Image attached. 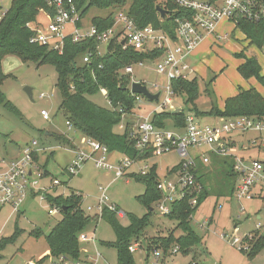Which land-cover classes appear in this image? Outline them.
<instances>
[{"label": "rangeland", "instance_id": "obj_1", "mask_svg": "<svg viewBox=\"0 0 264 264\" xmlns=\"http://www.w3.org/2000/svg\"><path fill=\"white\" fill-rule=\"evenodd\" d=\"M11 2L12 0H2L3 10L7 9ZM129 3L130 0H127L121 7L102 11L91 8L86 12L82 20V26L84 28L88 27L94 16L111 14L114 17L119 9H127ZM38 14L37 24L43 28L47 20L42 11H39ZM222 25L221 32H231L228 41H232L234 51L244 50L247 56L257 58L260 72L264 74V43L260 49L254 45H249L248 41L244 40L243 35L237 29H234L230 23ZM226 43L225 40L219 39L217 43L219 46L215 43L216 48L214 51L210 50L204 56L201 53L198 56L200 58L197 57L198 60L195 61V64H197L195 72L188 75V79H196L197 82L198 97L194 103L199 112L209 111L211 104L220 107L223 98L230 94L233 89L241 91L253 87L259 92L264 89L254 78L243 80L240 77L236 71L239 60L233 56V50L225 46ZM106 48L107 44L103 43L100 44L98 49L103 54ZM78 61L82 64L79 58ZM146 65L147 68L136 65L133 67L132 80L143 81L148 91L157 92L165 85V78L153 70L152 63H146ZM2 66L8 78L3 82L1 91L17 111L8 110L3 104H0V156L8 160L6 155L11 158L15 155L18 146L35 139L45 147L38 156L40 166L38 173L43 175V172L46 171V174L41 176L34 186V194L28 195L22 206L17 209L8 205L0 207V239L11 237L15 233L13 241L0 250V264H39V262L46 263L48 258H52V253L48 250L46 235L60 221L61 212L54 214L48 212L53 206L45 198H42L40 190L43 187H49L54 179H57L60 183L55 186L56 190L49 187L47 193L52 197L60 195L68 197L71 193L81 196L82 209L92 217L91 222L84 228L82 233L89 237H95V246L101 257L96 262L93 261L96 253L94 246L91 242L79 240L80 258L87 260L86 264H116V250L106 245L116 239V234H114L110 223L105 219H95L96 206L101 195L105 197L106 204H114L118 210L124 213L139 217L149 212V224L144 230V233L148 236L164 235L167 230H171L176 226L177 222L175 220H170L160 214L156 208L149 211L146 204L137 201L136 197L145 191V185L134 177L124 176L115 179L113 172L96 168L93 160L85 162L75 175L64 172V167L75 159L72 151L88 153L90 149L88 145L83 143L79 135L73 133V130L66 125L64 112L59 109L61 94L56 87L57 77L54 68L45 64L37 66L31 62L23 64L14 56L3 58ZM210 80H213L208 86V89L212 91L211 97L208 96L205 89ZM154 83L157 84V88L153 87ZM25 87L31 89L32 97L24 91ZM41 94H44V96H41ZM89 99L101 107L109 106L105 94L101 91L90 94ZM142 101L139 104L141 109L136 110L135 114L123 115V118L127 121L134 123L133 129L138 120V114L146 115L154 107V103L149 102L146 98ZM174 104L176 107H182L183 111L193 113L199 124H215L216 122V118L213 120L211 116L195 115V111L190 110V106L186 105L181 97H178ZM42 109L47 110L48 120L42 118ZM115 131L121 134L123 129L118 126ZM58 135L69 140L70 144L74 146V150H71L67 144L63 145L64 143L59 139L57 140ZM245 135L246 138L256 136L252 132ZM233 136L238 139L236 141L240 144L242 139L236 134H233ZM52 151V156H49ZM191 152L194 156H198V176H201L204 167L221 157L206 153L211 162L204 165L201 161L203 150L195 149ZM235 154L243 156L245 159L251 157L264 161V150L257 151L251 148L248 153H242L236 149ZM108 155L110 162H116L122 158L117 152H111ZM179 160V155L175 151H171L168 154L154 156L146 162L156 163L158 175L163 178L167 176V170L175 166ZM144 162L140 161L139 163L143 164ZM138 165L132 167L131 171H136ZM205 180L206 178L203 175L202 182L205 183ZM240 205L244 207L243 212L239 211ZM88 207L92 210L87 211ZM257 211L264 220V202L260 199L255 198L240 202L233 198V195L230 196L227 191L223 192L219 188L218 191L212 189L193 215L192 227L198 233L201 242L192 246L188 254L184 255L179 252L173 256L170 264H189L192 262L198 264H264V247L249 257L247 252L232 246L229 240L226 241L220 236L223 233L228 235L233 233V220H236L237 216H240L241 219L236 220L238 229L235 234L242 237L250 232L257 221V217L253 216V213ZM205 220H211L210 224L203 230L199 229L198 224ZM119 222L124 226L128 224L129 218L125 215L123 218H119ZM174 232L175 234L178 233L177 230ZM132 241L133 239H131ZM142 256L141 249L132 253L133 264H142Z\"/></svg>", "mask_w": 264, "mask_h": 264}, {"label": "trees", "instance_id": "obj_2", "mask_svg": "<svg viewBox=\"0 0 264 264\" xmlns=\"http://www.w3.org/2000/svg\"><path fill=\"white\" fill-rule=\"evenodd\" d=\"M0 0V104L8 110H15L10 101H7L1 91L3 82L8 78L4 73L2 60L8 55L16 57L20 62L34 63L37 66L50 65L56 73V87L61 94L59 109L64 112L65 121L71 125L73 133L85 140H95L105 146L108 153L117 152L130 159L146 160L149 155L140 153L135 148L136 138L131 136L133 124L123 118V115L132 114L135 109V96L129 90L132 76L123 73L124 67L135 64L143 60H155L163 53L162 49H150L136 51L130 47H125L120 40L113 38L107 44L106 51L99 54V44L95 38H87L80 42H73L70 37H65L62 48L53 49L43 44H37L31 39L35 31L28 27L29 23H36L39 11H49L48 0H12L7 9L3 10ZM82 20L86 12L93 8L99 11L123 6L127 0H73ZM162 5L158 0H130L127 9H119L126 12L137 27L152 25L162 29L171 37H174L175 20L183 17V10H180L173 2L168 1L164 9L170 11L162 20L159 13L155 10V5ZM91 24L97 29H106L113 25L114 17L111 14L94 16ZM80 25V21L77 22ZM237 29L248 41L249 45L261 48L264 43V18L258 22L240 20L237 22ZM87 53L90 54L89 60L84 62L82 59ZM233 56L239 60L236 71L243 80L254 78L257 83L264 87V74L260 72V65L257 58L247 56L244 50L234 52ZM78 58L81 63H79ZM206 84V92L209 97L212 91ZM106 92L108 107H101L89 99V95L100 91ZM172 89L177 97L183 98L190 110L195 111V115H206L213 118H231L236 116H252L259 120H264V96L249 87L246 90L238 91L237 94L224 100V107L211 104L207 112L198 111L195 101L198 97L196 79H178L172 81ZM185 115L181 112H162L152 116L151 122L158 128H168L173 126L183 128L185 125ZM124 123L123 132L118 134L115 128ZM49 135V133H46ZM57 140L62 141L63 145L74 146L65 137L58 135ZM42 148H45L40 144ZM67 147V146H66ZM53 151L49 156H52ZM39 153H34L33 158L38 163ZM39 164V163H38ZM233 160L227 157H218L211 164L204 167L201 176L195 177L197 183L202 185L199 193L198 204L192 208L189 205V198L186 196L180 201L172 204L170 214L166 215L170 220L177 222L174 228L167 230L164 235L148 236L144 233L149 224V212L136 217L127 214L128 224L122 226L116 212L105 207L100 217L95 214V219H105L113 228L116 239L106 245L113 247L117 252L116 264H133L132 253L128 246L131 239L136 240L144 237L148 250L160 248L168 251L172 246L177 245L180 253L186 255L191 247L198 245L201 239L192 227V215L198 206L208 196L210 191L218 188L223 192L227 191L230 196L234 194L236 173L234 172ZM65 172V169H63ZM44 175L46 171L43 172ZM67 173V172H66ZM68 174V173H67ZM206 178L205 183L202 177ZM128 177H134L145 185V191L136 197L138 202L146 204L149 211L160 197V193L155 185L159 175L157 165L154 163L145 174L131 172ZM56 190V187H52ZM220 191V190H219ZM44 198L51 204L60 208L61 217L49 233L46 235L48 250L52 257L65 253L72 258H80L78 248L79 234L91 222V216L81 207V196L71 193L70 196L62 195L52 197L45 193ZM117 209V207L115 206ZM177 230V234L174 231ZM14 235L0 239V250L8 243L12 242ZM251 250L247 252L250 257L264 247V237L254 236L250 240ZM40 263V262H39Z\"/></svg>", "mask_w": 264, "mask_h": 264}, {"label": "built area", "instance_id": "obj_3", "mask_svg": "<svg viewBox=\"0 0 264 264\" xmlns=\"http://www.w3.org/2000/svg\"><path fill=\"white\" fill-rule=\"evenodd\" d=\"M162 5V9L168 1L173 2L180 10H183V17L175 20L174 37L165 33L162 29H158L150 25L137 27L133 19L124 11H117L114 16L113 25L99 30L90 24L84 28L80 13L73 0H48L50 10L42 11L46 18L43 28L37 23H29L28 27L35 31L33 42L43 44L53 49H61L62 42L65 37H70L73 42H80L87 38H95L98 44L108 43L115 38L121 41L125 47H130L136 51H145L150 49H162L163 53L155 60L138 61L135 64L128 65L122 70L123 73L131 75L133 67L141 66L147 68L146 63H152L153 70L165 78V85L158 89L157 100L149 101L144 95L132 93L135 96V109L140 110L144 98L154 103L152 110L148 114H138V120L135 128L132 130L131 136L136 138L135 148L140 153L149 155L146 160H135L122 156L116 162L108 160V150L105 146L100 145L95 140H85L84 144L88 145L90 151H73L75 159L67 164L64 169L69 175H75L80 167L87 161L93 160L94 166L104 171L114 173L115 179L127 176L128 173L145 174L154 163H147L154 156H161L175 151L179 157V162L167 170L166 177L158 178L156 182L157 190L160 197L155 200L152 210L155 208L160 214L166 216L170 214L172 204L180 201L186 196H191L189 205L194 208L198 204L197 197L202 191V185L197 183L195 177L199 171L197 157L191 152L198 149L203 150L201 154L202 164L207 165L211 162L206 153L214 156L231 158L233 160V168L236 173L235 188L233 198L238 201H250L252 199H260L264 202V161L248 157L236 155V149L242 153H248L249 149L257 151L264 150V120L256 119L252 116H236L231 118L216 117L215 124L198 123L190 111H183L182 107L174 106L175 100L178 98L172 89V81L178 79H188L189 73L194 72L192 66L187 61L188 58L202 43V41L210 36L216 39H229L231 32L218 31L220 24H229L235 29L236 23L240 20L250 22H258L264 18V0H158ZM167 11V9H164ZM167 11L166 15H169ZM165 15V16H166ZM163 20V19H162ZM80 21V25L77 22ZM69 30H66V29ZM99 54L102 53L99 51ZM90 54L87 53L83 57V61L87 63ZM132 76V75H131ZM136 81V80H135ZM135 81L131 80L130 86ZM145 86L143 81H138ZM157 84L154 83L153 87ZM146 87V86H145ZM147 89V87H146ZM105 94V90L101 89ZM148 91V89H147ZM44 96V94H41ZM183 112L185 115V125L183 128L168 126V128H158L151 122L152 116L162 112ZM41 115L44 120L49 119L47 110L42 109ZM215 120V118H213ZM71 129V125L66 122ZM120 128H124L121 122ZM248 132L254 133L256 136L246 138ZM233 134L239 136L241 143L238 144ZM42 147L35 139L27 142L23 146L19 156L10 161L0 158V207L13 206L18 208L22 206L28 198L35 192L34 186L41 178L39 164L32 157L34 153H40ZM140 161H145L140 164ZM139 164V165H138ZM156 164V163H155ZM136 171H131L132 167L137 166ZM157 165V164H156ZM30 171V173H29ZM36 171V172H35ZM59 181L54 179L50 183V188L58 186ZM49 187H43L40 195L44 198ZM108 207L116 212L118 218H123L125 213L115 208L114 204H106L105 197L101 195L96 206L97 215L100 217L103 209ZM220 209V206H219ZM244 207L240 205L239 211L243 212ZM90 207L87 211H91ZM50 214L60 212V208L54 206L48 211ZM257 217V221L251 231L242 237L235 234L238 229L240 216L233 220V233L221 234V238L229 240L232 246H236L243 252L251 250L250 240L252 237H264V220L259 211L253 213ZM192 215V221H193ZM212 220V219H211ZM211 220H205L198 224L199 229H204L210 224ZM262 221V222H261ZM79 240L91 242L96 250L93 261H97L101 254L96 249L95 237H89L84 233L79 234ZM128 249L131 253H135L141 249L143 253L142 264H170L173 256L180 252L177 245L172 246L168 251L156 248L148 250L146 248L144 237L133 240ZM88 259V258H87ZM87 260L81 258H72L71 256L61 253V255L47 259L46 263L39 264H86Z\"/></svg>", "mask_w": 264, "mask_h": 264}, {"label": "crops", "instance_id": "obj_4", "mask_svg": "<svg viewBox=\"0 0 264 264\" xmlns=\"http://www.w3.org/2000/svg\"><path fill=\"white\" fill-rule=\"evenodd\" d=\"M42 11V10H41ZM38 18V17H37ZM37 21H38V19H37ZM37 23V22H36ZM232 26V25H231ZM223 28V25L222 24H220L219 26H218V31H220L221 32V29ZM224 30V29H223ZM231 37V36H230ZM229 37V38H230ZM218 40L219 39H216L215 38V36L214 37H212V36H210V37H208V38H206V39H204L203 41H202V43L198 46V48L189 56V57H187L188 58V62H189V64L192 66V68H193V70H194V72H195V67L197 66V64H195V61L196 60H198V58H200V57H198V56H200V54L201 53H203V56L204 55H206L207 53H209V51L211 50V51H214V49L216 48V45H214L215 43L217 44L218 43ZM222 40H225L227 43H226V45L225 46H227V47H230V49L231 50H233L232 51V53H234V52H238V51H234V45L232 44V41H228V39H222ZM217 46H219V44H217ZM218 48V47H217ZM8 56H12V55H8ZM8 56H6V57H8ZM198 57V58H197ZM5 58V57H4ZM16 58V57H15ZM19 61V60H18ZM191 62V63H190ZM238 93V91H236V90H231V92H230V94H227L224 98H223V100L221 101V106L219 107L220 109H222L223 107H224V100L225 99H227V98H229V97H231V96H233V95H235V94H237ZM263 96H264V89H263V91L262 92H260ZM212 119H213V117H212ZM46 133H48V132H46ZM81 138V140H82V137H80ZM27 143V142H26ZM26 143L25 144H23L22 146H18V148H17V150H16V153H15V155L14 156H11V158H8V156L6 155V157H7V159H8V161H10L11 159H14L15 157H17V156H19L20 155V153H21V150H22V148H23V146H25L26 145ZM71 150H74V147L73 148H71ZM73 152V151H72ZM123 155H121V157H122ZM0 158H3V156H0ZM121 159V158H120ZM48 259H50V258H48ZM31 264V263H30Z\"/></svg>", "mask_w": 264, "mask_h": 264}, {"label": "water", "instance_id": "obj_5", "mask_svg": "<svg viewBox=\"0 0 264 264\" xmlns=\"http://www.w3.org/2000/svg\"><path fill=\"white\" fill-rule=\"evenodd\" d=\"M155 10L159 13L161 19L165 18V15L167 13L166 10L162 9L159 5H155ZM24 91L30 97H32L31 89L29 87H25ZM130 91L134 94L139 93V94L144 95L149 101L157 100L158 96H159V93H152L151 94L149 91H147L146 87L138 81H135L134 83L131 84ZM179 111H180V109L175 110V112H179ZM29 173H30V171H29ZM189 264H198V263L192 262Z\"/></svg>", "mask_w": 264, "mask_h": 264}]
</instances>
